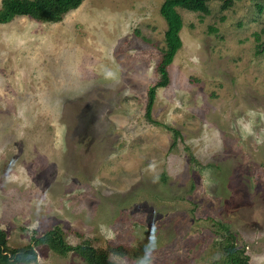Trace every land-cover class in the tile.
Masks as SVG:
<instances>
[{"label": "rangeland", "instance_id": "374dc122", "mask_svg": "<svg viewBox=\"0 0 264 264\" xmlns=\"http://www.w3.org/2000/svg\"><path fill=\"white\" fill-rule=\"evenodd\" d=\"M163 2L0 23V230L36 252L8 264H92L35 245L56 228L113 264H264V0L177 8L183 45L148 120Z\"/></svg>", "mask_w": 264, "mask_h": 264}, {"label": "trees", "instance_id": "16d2710c", "mask_svg": "<svg viewBox=\"0 0 264 264\" xmlns=\"http://www.w3.org/2000/svg\"><path fill=\"white\" fill-rule=\"evenodd\" d=\"M84 0H2L0 6V23H7L16 16H29L33 19L43 22H58L63 15L77 9ZM211 1L222 2V8H227L232 3L243 0H164L160 7V14L165 19L168 29L166 35V49L157 66L159 79L148 90V99L146 104L145 116L152 120L151 109L154 103L156 88L165 87L169 83V74L167 66L172 62L174 54L183 45L180 36L183 22L177 8L184 9L194 13H208L207 4ZM251 2H260L262 0H249ZM179 135V131L166 126ZM36 244H46L61 254L74 250L82 254L92 264H113L109 261L107 252H96L90 244H81L71 246L65 243L60 229H51L40 236L33 238ZM5 233L0 230V264L16 263L19 261H28L36 259V252L31 244L20 248L8 250ZM230 255L231 264H246L243 259L235 257L231 249H227ZM247 258H245L246 260Z\"/></svg>", "mask_w": 264, "mask_h": 264}]
</instances>
